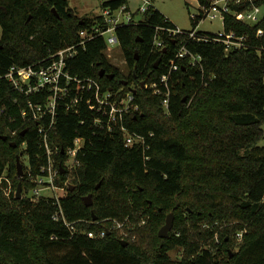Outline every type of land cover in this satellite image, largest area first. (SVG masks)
I'll list each match as a JSON object with an SVG mask.
<instances>
[{"label":"trees","instance_id":"obj_1","mask_svg":"<svg viewBox=\"0 0 264 264\" xmlns=\"http://www.w3.org/2000/svg\"><path fill=\"white\" fill-rule=\"evenodd\" d=\"M128 3L105 0L101 7L115 10ZM98 21L99 15L78 18L69 0H0V77L13 66L36 64L77 44L79 32ZM157 27L176 26L154 9L140 24L117 29L128 73L110 62L102 37L69 61L72 76L97 79L103 91L126 93L137 86L140 111L124 125L150 145L146 151L126 147L120 128L107 132L96 126L84 103L78 114L59 106L52 146L66 150L76 138L85 141L81 166L71 174L75 189L60 200L74 230L53 219L55 199L34 202L14 193L20 183L26 195L34 187L27 174L18 178L17 157H27L34 174L47 157L37 122L22 117L38 97L0 81V264H264V147L256 146L264 135V34L257 36L264 33V18L254 25L226 18L227 31L248 36L246 49L226 53L220 43L189 41V50L203 58V72L181 68L173 75L169 113L162 96L140 87L168 72L184 37L176 42L165 37L167 50L155 51ZM102 69L115 77H100ZM6 171L14 184L10 197L4 193ZM88 195L90 207L84 202ZM171 213L173 229L161 238ZM126 218L136 226L137 240L124 245L119 232L103 221ZM217 221L236 223L219 230L220 243L218 229L204 227ZM106 228L102 239L86 234ZM242 230L244 239L236 245L233 235ZM175 250H182L181 258L171 257Z\"/></svg>","mask_w":264,"mask_h":264},{"label":"built area","instance_id":"obj_2","mask_svg":"<svg viewBox=\"0 0 264 264\" xmlns=\"http://www.w3.org/2000/svg\"><path fill=\"white\" fill-rule=\"evenodd\" d=\"M197 1L199 12L191 17L192 21L196 23L193 30L184 31L177 27L156 28L155 51L167 50L165 37L174 40V42L177 38L184 37L180 40L178 52L167 66L168 72L163 74L158 81L152 83L145 81L144 88L140 87L151 90L156 96H162V104L166 113H169L170 109L173 75L179 72L181 68H197L203 72V58L189 50L187 46L189 41L220 43L224 46L226 53L246 49L249 41L248 36L239 35L235 31H227L225 29L226 18L232 16L235 20L249 25L257 24L264 18L262 16L264 5H255L254 0ZM141 2L137 13H141L143 18L147 13L156 9L151 0H141ZM243 5L246 6L241 11L234 9L235 6ZM99 16L102 17L101 22H95L79 32L77 44L50 54L36 64L26 67L13 66L5 76L0 77V81L6 79L19 94L38 97L37 103H29V109L22 112V117L25 121L37 122L40 146L45 150L47 163L41 166L37 174H34L28 162L27 178L34 187L26 197L34 202H38L42 198L55 199L58 210L53 219L55 221L61 220L72 230L74 228L67 221L60 200L67 196L69 189L74 185L66 183L65 186H61L57 182L62 175L71 176L81 166L79 153L82 151L85 141L82 138H76L73 146L66 150L52 146V135L57 133L56 122L59 106L64 103L68 112L78 114L80 113V104L84 103L88 110L95 114L94 124L96 126L106 129L107 132L113 131L117 126L120 128L126 147L139 146L144 151L150 148L145 136L131 132L124 125L126 117L139 111V105L135 103L136 93L133 92L132 88L126 93H122L123 89L115 91L112 88L103 91V87L97 79H81L72 76L68 70L69 61L75 58L81 50H86L88 44L99 37L105 41L106 55L110 60L109 57L113 51L122 52L116 33L117 29L125 25H137L143 21V18L135 19L128 5H123L115 10L109 7H101ZM204 19H220L224 24V31L199 30V24ZM263 34L262 30L257 32L258 37ZM115 47H119L118 50H115ZM13 134H16V131ZM152 136L153 134L150 135V137ZM55 157L60 159L58 168L55 166ZM146 158L149 159V157ZM61 168L65 170L64 173H61ZM128 219L126 218L123 222H119L117 219H107L103 223H112L111 226L108 224L109 228L117 230L124 227ZM109 228L99 232L90 231L86 234L93 239H102L108 234ZM243 234L244 230L238 232L237 237L240 238Z\"/></svg>","mask_w":264,"mask_h":264},{"label":"rangeland","instance_id":"obj_3","mask_svg":"<svg viewBox=\"0 0 264 264\" xmlns=\"http://www.w3.org/2000/svg\"><path fill=\"white\" fill-rule=\"evenodd\" d=\"M151 1L153 2L155 8L158 11H160L165 17H167L177 28L184 30V31H191L194 29V23L191 17L192 15L198 14L199 12V4L197 0H151ZM128 2H129L128 3L129 10L131 11V13L135 14L134 16L135 19L140 20L141 18H143L141 13H137L142 3L141 0H128ZM69 6L73 9L74 13L77 15L78 18L95 17V16H98L101 12L102 0H69ZM262 16H264V10L262 11ZM198 29L202 31H208V32H223L224 24L220 19H215V20L204 19L199 24ZM1 36H2V28L0 26V39H1ZM118 48L119 47H115V50H118ZM110 56H111L109 57L110 62L113 65L118 67L122 73L123 72L128 73L129 70L124 60V57L122 55V52L113 51L110 54ZM131 88L136 90L137 92L138 88L135 84L131 85ZM190 102L188 103V106L190 105ZM139 111H140V106H139ZM263 130H264V127H263ZM256 146L264 147V135L262 139L256 144ZM55 160H56L55 166L56 168H58L60 159L55 157ZM22 162L25 164V167H26V171L24 169V175H25L27 174V170L29 169L28 158L27 157L21 158V163ZM4 180L6 181L4 193L6 194L7 197H10L11 194L14 192V184H13V181L10 178H8L7 171L4 173ZM66 183H72L70 175L69 176L67 175L66 179L62 183H59V185L65 186ZM17 189L18 187L16 188V191L14 192L15 194L17 193ZM58 192L62 193L61 191H58ZM29 193L30 191L27 193V195ZM22 197H26V193L23 194V190H22ZM123 221H119V222H123ZM174 221H175V216H174ZM144 223L145 222H143V224ZM111 224L112 223H109L110 226ZM126 224L124 227L118 228L117 231L119 232V235L122 236L124 241L135 242L137 240V233L135 231H132V229L135 230L136 226L134 227L131 220L129 219ZM232 224H236V223L235 222L230 223L228 221H222V222L217 221L215 224L204 225V227L205 228L210 227L211 230H214V228L218 229V232L215 233V241L216 243H220L219 230H222L223 228L228 227ZM245 232L246 230H244V234L240 238L237 237L238 231L233 235V239L236 245L241 244V242L244 239ZM181 254H182V250H175L170 253L173 259L181 258Z\"/></svg>","mask_w":264,"mask_h":264},{"label":"water","instance_id":"obj_4","mask_svg":"<svg viewBox=\"0 0 264 264\" xmlns=\"http://www.w3.org/2000/svg\"><path fill=\"white\" fill-rule=\"evenodd\" d=\"M55 11V10H53ZM83 21H80V24H82ZM166 51V49L164 50V52ZM155 68H157V65H155ZM106 75V77H108L109 79H113L115 76L113 74H106L105 70L102 69L100 71V77H104ZM126 85V83H124ZM145 85V81H143L141 83V87H144ZM133 92L136 93V90L133 89ZM3 140H7V136L3 137ZM14 147H17L16 144H13ZM21 156L19 155L17 157V173H18V177L20 179L24 178V169H23V165L21 163ZM65 170L63 168H61V173H64ZM75 187L71 186L70 191H74ZM22 197V185L21 183L18 185V189H17V198H21ZM84 202L85 205L87 207H90L93 204V198L92 195H88L87 197L84 198ZM93 220H97V217L94 215L93 216ZM173 224H174V215L173 214H169L166 220L165 225L160 229L159 231V237L161 238H167L171 232V230L173 229ZM123 244L127 245V242L123 240Z\"/></svg>","mask_w":264,"mask_h":264}]
</instances>
